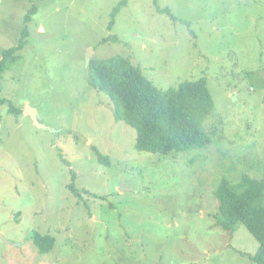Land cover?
I'll list each match as a JSON object with an SVG mask.
<instances>
[{
    "label": "rangeland",
    "instance_id": "1",
    "mask_svg": "<svg viewBox=\"0 0 264 264\" xmlns=\"http://www.w3.org/2000/svg\"><path fill=\"white\" fill-rule=\"evenodd\" d=\"M33 7L0 79V264H255L257 240L218 225L214 192L264 181V0H0V57ZM115 55L162 90L205 79V128L219 116L224 139L136 150L88 82L87 60Z\"/></svg>",
    "mask_w": 264,
    "mask_h": 264
},
{
    "label": "trees",
    "instance_id": "2",
    "mask_svg": "<svg viewBox=\"0 0 264 264\" xmlns=\"http://www.w3.org/2000/svg\"><path fill=\"white\" fill-rule=\"evenodd\" d=\"M35 10L33 7L24 16L25 25L17 44L2 52L0 79L19 60L28 35L27 24ZM87 72L89 85L109 96L115 120L135 129V149L138 151L167 156L201 149L224 139L219 116L214 124L205 128L207 119L214 112L205 79L185 81L177 88L162 90L147 80L139 67L119 55L90 60ZM10 109L21 112L13 107ZM97 156L109 163V159L99 152ZM214 196L219 203L218 225L231 233L243 225L259 244L251 260L255 264H264V181L244 175L234 188L229 181L221 180ZM34 243L40 252H47L54 239L36 235Z\"/></svg>",
    "mask_w": 264,
    "mask_h": 264
},
{
    "label": "water",
    "instance_id": "3",
    "mask_svg": "<svg viewBox=\"0 0 264 264\" xmlns=\"http://www.w3.org/2000/svg\"><path fill=\"white\" fill-rule=\"evenodd\" d=\"M89 61L87 60V65H88ZM27 109H28V111H27ZM27 109L25 111V114H28L33 119V121L35 122L36 121V119H35V112H33L29 107H27Z\"/></svg>",
    "mask_w": 264,
    "mask_h": 264
}]
</instances>
